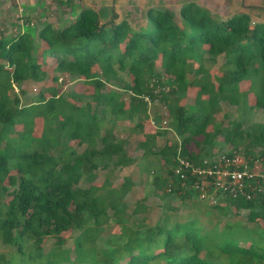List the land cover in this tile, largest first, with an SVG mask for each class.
<instances>
[{
	"label": "trees",
	"instance_id": "obj_1",
	"mask_svg": "<svg viewBox=\"0 0 264 264\" xmlns=\"http://www.w3.org/2000/svg\"><path fill=\"white\" fill-rule=\"evenodd\" d=\"M145 17L147 25L134 28L86 8L62 27L44 23L37 33L0 37V264H264L263 195L203 201L211 207L205 213L216 214L204 228L197 217L178 219L167 200L153 221L142 201L129 198L128 210L133 181L111 182L138 161L115 134L120 120L140 136L136 147L154 196H192L172 176L178 155L198 161L240 148L264 161V121H251L253 111H264V23L252 24L246 13L217 19L194 2L181 6L179 20L171 9H148ZM72 77L91 91L63 94L59 79ZM28 80L43 84L22 105L11 92L22 93ZM193 88L194 102L183 104ZM144 97L162 103L166 125L149 115ZM221 102L238 111L225 126L214 116ZM148 119L155 130H145ZM167 130L173 137L160 145ZM226 144L231 148L222 149ZM98 172L105 173L100 183ZM107 209L120 241L96 249ZM240 210L246 222L218 220ZM65 235H73L70 248L61 247Z\"/></svg>",
	"mask_w": 264,
	"mask_h": 264
},
{
	"label": "rangeland",
	"instance_id": "obj_2",
	"mask_svg": "<svg viewBox=\"0 0 264 264\" xmlns=\"http://www.w3.org/2000/svg\"><path fill=\"white\" fill-rule=\"evenodd\" d=\"M66 0H0V37L14 36L24 28L37 33L44 23H50L54 28L62 27L69 21L75 19L81 10L86 8L92 9L98 12L102 20H108L114 15L116 23L123 20L128 21L134 28L138 26L147 25L145 13L148 9H171L174 10L177 20H179V10L182 5L188 2H194L202 8L207 9L211 16L217 19H228L233 15L246 13L249 15L252 24L264 23V0H70V5H65ZM30 22L25 25L26 19ZM31 23V24H30ZM221 59L211 69V73H217ZM52 73L49 74V78L45 82L51 84L50 80ZM62 78V77H61ZM42 82H34L31 80L25 81L21 91L18 88H14L12 94H16L20 98L21 104H26L35 98L36 93L41 87ZM58 88L63 94L70 93L71 91H84L90 92L91 87L83 85V81L78 78H63L59 79ZM247 88L246 82L240 83V89ZM195 89H190L188 95L182 100L183 104H192L194 102ZM252 98V94L249 95ZM147 102V101H146ZM148 113L152 117L153 115L161 117V125L165 124L166 110L165 107L159 101L147 102ZM215 121L222 123L224 126L228 124L232 119H238V111L234 106H230L226 102L220 103V109L214 112ZM252 122L264 121V111L256 110L251 113ZM151 119H148L144 123L146 131H153L155 127L151 123ZM133 126V123L128 120H120L117 122L115 134L117 137L125 139L126 152L134 158H137V163L131 164L123 169L117 171L111 182L114 187L119 186L122 182V178L129 176L133 181L130 194L126 198V207L129 210V198L132 199L130 204L134 200L142 201L145 207H149L148 219L156 220L161 215L163 210L162 202L167 200L177 213L176 217L180 220H186L187 217H197L200 222V226L204 228L214 221L212 214L207 215L205 211H210L202 200L194 196L192 192L191 197L185 200L174 198L172 200L168 197L154 196L150 193L149 187L146 186L150 180V177L146 175L144 165L141 162V151L137 149L136 142L140 137L136 133L129 130ZM173 134L170 130H167L165 136L159 138V144L162 145L164 140L171 139ZM218 141H222L219 137ZM231 146L226 144L222 149L228 150ZM217 150V148H214ZM257 150H255V153ZM264 166V161H260ZM105 178L104 172H98L95 182L100 183ZM146 183V184H145ZM206 202V201H205ZM167 210L166 208H164ZM108 210V209H107ZM129 213V211H127ZM108 219L102 223L99 231V235L95 239V248H108L120 241L119 226L116 218L112 216V211L108 210ZM216 215V214H215ZM247 210H240L239 216L233 214L219 216L218 220L224 221L226 219L230 221L246 222ZM220 221V222H221ZM251 227L253 224L246 223ZM220 226V225H219ZM77 235V232L74 236ZM66 236V241L61 245L62 248H70L73 243L72 237ZM52 249L51 241L44 246V252H48ZM6 248H3L0 244V253L5 252ZM73 255L69 253V258Z\"/></svg>",
	"mask_w": 264,
	"mask_h": 264
},
{
	"label": "built area",
	"instance_id": "obj_3",
	"mask_svg": "<svg viewBox=\"0 0 264 264\" xmlns=\"http://www.w3.org/2000/svg\"><path fill=\"white\" fill-rule=\"evenodd\" d=\"M144 101L149 103L147 97ZM151 123L155 127L153 121ZM260 161L258 157L247 156L240 148L198 161L178 155L171 173L186 192L194 193L210 205L225 197L253 200L259 195L264 196V166ZM170 189L171 186H167V191Z\"/></svg>",
	"mask_w": 264,
	"mask_h": 264
}]
</instances>
